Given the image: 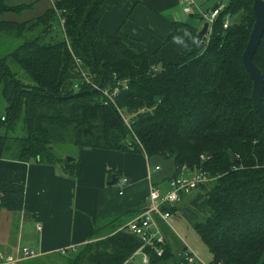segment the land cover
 Here are the masks:
<instances>
[{
	"label": "trees",
	"instance_id": "obj_1",
	"mask_svg": "<svg viewBox=\"0 0 264 264\" xmlns=\"http://www.w3.org/2000/svg\"><path fill=\"white\" fill-rule=\"evenodd\" d=\"M6 1L0 0V14L32 6ZM127 1L52 0L35 17L0 20V33L37 31L0 56V158L58 163L79 178L77 157L66 161L54 152L55 145L70 144L171 159L176 173L164 182L183 168L200 169L210 177L204 183L206 215L190 224L211 253L208 264H264V121L251 104L252 81L241 61L253 0L216 1L205 14L221 2L224 8L207 39L194 24L170 22L164 43L176 41L180 50L176 61L161 59L158 67L129 38L99 27L106 11ZM56 26L58 40L51 35ZM252 60L264 79V32ZM12 62L30 83L16 77ZM81 73L98 88L82 83ZM262 97L264 102V91ZM22 206L21 191H0V210ZM167 209L176 211L174 205ZM140 244L124 230L102 235L94 228L66 261L123 264ZM176 257L166 239L161 256L150 252L149 264H178Z\"/></svg>",
	"mask_w": 264,
	"mask_h": 264
},
{
	"label": "crops",
	"instance_id": "obj_2",
	"mask_svg": "<svg viewBox=\"0 0 264 264\" xmlns=\"http://www.w3.org/2000/svg\"><path fill=\"white\" fill-rule=\"evenodd\" d=\"M9 1H6L7 4H10ZM28 1L23 3H32L31 8L29 7L20 13L6 12L0 14V20L22 21L35 17L52 6V0ZM179 3L180 0H141L136 4L128 0L120 9L112 8L106 11L98 24L103 30L118 31L121 36L129 38L148 55L150 63H155L156 61L152 60V58H156L155 55L151 57L147 49L138 45L137 35H140V33L137 29L139 27L136 26L137 29L133 31V26L139 25V23L138 20L132 17V13L141 11L145 15L144 6L154 10L159 13L156 17L159 26H163L160 33L167 34L170 22L183 21L178 20L180 19L179 16L184 17L193 12L191 10L190 13H186L183 11L184 6L181 8L182 10L173 9ZM166 10H170L172 17L162 15ZM9 13L16 15V17H10ZM118 14L122 18L128 17L129 20L122 24V20L118 19ZM130 24L133 26H130ZM196 26L200 25L196 24ZM165 37L161 38L164 40ZM177 44L179 45L178 42ZM102 151L97 149H82L79 151L81 165L84 163L87 166L80 178L66 175L58 163L49 164L34 160L22 162L0 158V191L16 190L23 193L22 209L17 216H13V219H17L14 234L11 238L8 234L5 237H0V246L6 247L3 255L14 254L23 246L33 249L38 257L46 256L60 249V255H62V250H67V248L74 251L86 242L87 235L91 233L94 225L104 223L106 228L111 230L113 221H107L108 219L146 205L149 184H153L150 174L155 171L154 168L152 171L149 170L148 158L145 156V168L143 162L136 156L112 152L104 158ZM120 157L125 158L124 161L127 163L121 161ZM99 160L103 164L102 167L98 168ZM97 162L98 164H96ZM105 162L108 165L105 166ZM91 166L92 168L97 167L99 170L96 173L93 171L92 175L89 176L91 173L88 175L87 169H91ZM155 166H158V164ZM107 169H111L114 176H117L116 183L120 181V186L105 185L108 178H105L104 172ZM156 170H160V167ZM192 173L194 171L183 168L180 175L190 176ZM122 177H126L127 181L122 182ZM163 182H157L155 185H163ZM204 187L206 186L203 184L189 194L182 195L181 199L174 204L175 210L181 208V205L182 207L191 208V206H196L197 203L205 202L202 191ZM161 224L165 223L161 222ZM164 237L165 242L167 239L173 245L172 248L175 254L179 248L185 247H181V245L178 247L174 243L173 236L168 237L164 234Z\"/></svg>",
	"mask_w": 264,
	"mask_h": 264
},
{
	"label": "rangeland",
	"instance_id": "obj_3",
	"mask_svg": "<svg viewBox=\"0 0 264 264\" xmlns=\"http://www.w3.org/2000/svg\"><path fill=\"white\" fill-rule=\"evenodd\" d=\"M193 1L194 3L190 5L191 10L193 11L191 13H194V14L199 13V16H202V15L206 16L205 13L207 12L208 8H211L213 4L219 0H193ZM23 2H29V1L28 0H10L9 1L10 4H17V5ZM183 6L185 7L187 6V4L186 2L180 0V3L176 5L173 9L182 10L181 8ZM143 11L145 12V15H143L141 11H135L132 13V17L138 20L139 25L133 26L130 24V26L134 27L133 31L137 29L136 26L139 27V29H137L140 33V35H137L139 39L138 45L140 47H143L144 49H147L151 57L152 55H155L156 58H152V60L156 61L155 63H157V67L159 66V62L162 58L163 60H166V61L168 59L169 61H174L177 58V52L180 50V46L177 44L176 41H172V43L170 44L163 43L164 40L161 37L163 36L165 37L166 34L160 33L163 26H159V21L156 18L158 17L159 13H156L154 10L147 8L146 6L143 7ZM8 15L10 17H16V15L10 14V13ZM162 15L172 17L170 10L164 11ZM179 18L180 19L178 20H183L185 22H189L194 25L197 24L201 26L202 24V22L198 20V18H193L190 15H187L184 17L179 16ZM118 19L122 20L121 21V23L123 22L122 24H124L126 21L129 20L128 17L122 18L119 14H118ZM110 29H113V28H110ZM36 32L37 31H32L31 33L30 32L26 33L25 36H19V37H16L13 34L0 33V56L10 52L15 47H17L19 44H21L25 38L31 37ZM51 35L54 37V39H57V40L60 39L61 38L60 29H58L56 26L55 29L51 32ZM9 66H10L11 71L15 73L16 77L19 80H21L23 84L26 85L30 83L28 77L24 74V72L20 69V67L16 63L12 62L9 64ZM4 106H5V101L1 95V88H0V113L3 112ZM79 150H80L79 148H77L74 145H70V144L54 146V152L56 153V155L64 159L77 157L78 165L82 169V174L80 176L82 177L83 171L86 170L87 166L84 163H82L81 165V162L79 161V155H80ZM102 152L104 154V158L108 156L107 154L110 155L112 152H116L117 154H130V155L136 156L143 162L146 168L145 155L142 153H137V152H132V151H116V150H103ZM120 160L124 161L125 158L120 157ZM99 162L100 163H99L98 168L100 166L102 167V164H103L100 160ZM148 162H149L148 166H149L150 171L153 170L154 165L156 164H158V167H160V170H155L150 174L153 184L160 182L161 180L167 177H170L174 173H176L171 159L160 157V156H153V157L148 158ZM124 163H127V162L124 161ZM96 164H98V162ZM104 165L106 166L108 164L105 162ZM98 168L97 167L92 168V166H91V169L88 168L87 169L88 175L91 173L89 175L91 176L93 171H95L96 173L99 170ZM112 175H113V171L111 169H107L104 172L105 178H108L105 181V185L111 179ZM72 180H75V179H72ZM74 185H75V182H74ZM114 185L120 186L121 182L119 181ZM206 188L207 186L204 187L202 190L203 195L206 192ZM180 207L181 208H179L177 211H175L174 213H171L170 217L164 222L165 224L160 223V226L162 228L161 231L168 237L173 236L174 243L178 247L179 245H181V247L185 246L186 248L191 250L197 258L194 264H208V262L211 259V253L209 252L206 245L201 241L200 237L198 236V234L196 233V231L193 229V227L190 224L194 220H201L206 215L205 202L202 201L200 203H197L196 206H191L192 209L186 206L182 207V205ZM141 208H137V210H140ZM134 211L124 212L120 215H117V216H114L108 219L107 221H113V226H112L113 228L111 230L106 228V224L104 225V223H98L93 226L92 231L94 228L99 229V232L103 235L105 233L112 231L113 229L123 230L125 223L129 219H131V216L133 214L132 212ZM18 212L6 211L5 209L0 210V237H5L7 234L10 235V238L12 237V235L14 234L16 230V224H17V219H13V216L14 217L17 216ZM11 216H12V219H11ZM88 235H87L86 242L88 241ZM5 248L6 247L0 246V264L3 262V260L6 257V255H3ZM180 249L181 248H179V250L176 251L177 257H178L177 253L180 252ZM60 251L61 249L58 251L51 252L50 254L46 256H39V257L36 256L34 258L20 260L15 264H67L66 259H70L74 255L72 254V250L67 248L65 254L63 255H60ZM9 255H14V254H9ZM177 257L175 258V260H177ZM173 259L174 258L172 257L169 261L172 262ZM167 264H170V263L167 262Z\"/></svg>",
	"mask_w": 264,
	"mask_h": 264
},
{
	"label": "built area",
	"instance_id": "obj_4",
	"mask_svg": "<svg viewBox=\"0 0 264 264\" xmlns=\"http://www.w3.org/2000/svg\"><path fill=\"white\" fill-rule=\"evenodd\" d=\"M187 6L183 8L186 13L191 12V7L194 3L193 0H183ZM224 8V3L221 2L208 14H205V20L208 22V29L204 38H208L210 28L213 20L216 18L220 10ZM63 19H60V26L62 27ZM227 25V21L224 23V27ZM82 74V83H86L93 88L98 86L92 82L89 76L85 73ZM77 85L75 84V87ZM117 89H115L116 92ZM106 93V91H104ZM154 169H158L155 166ZM210 177L204 171L198 169L194 171L190 176L179 175L172 177L163 185H155L150 183L149 190L146 195V205L144 209L135 214L130 220H128L123 230L130 234L135 235L141 244L139 247L124 261L123 264H149L150 252L155 253L156 256H161L163 253V245L165 243L164 234L161 231L160 223L165 222L171 215V212L167 209V206H173L181 199L182 195L189 194L195 188L208 182ZM122 182H126L127 178L122 177ZM66 252V249L62 250V254ZM37 253L27 247L23 246L19 248L14 255H7L1 264H15L16 262L24 259L34 258ZM178 264H193L196 261V256L188 248H183L178 253Z\"/></svg>",
	"mask_w": 264,
	"mask_h": 264
},
{
	"label": "water",
	"instance_id": "obj_5",
	"mask_svg": "<svg viewBox=\"0 0 264 264\" xmlns=\"http://www.w3.org/2000/svg\"><path fill=\"white\" fill-rule=\"evenodd\" d=\"M251 10L254 15V20L252 22V27L245 48L241 54V61L244 69L252 81L250 93L251 104L257 114L264 121V102L262 97L264 91V79L261 71L256 67L252 60L264 32V0H253ZM199 20L202 21V24L197 34L204 37L208 29V22L203 20L202 16L199 17ZM227 155L229 156L230 153L227 152ZM72 159L73 158H67L66 161H71ZM116 181L117 176H114L113 174L111 179L106 184L113 185Z\"/></svg>",
	"mask_w": 264,
	"mask_h": 264
}]
</instances>
